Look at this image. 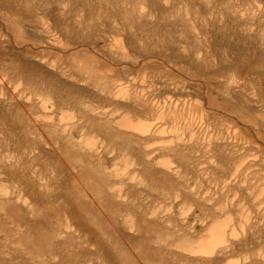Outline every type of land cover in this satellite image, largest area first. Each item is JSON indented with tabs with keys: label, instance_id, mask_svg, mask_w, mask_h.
I'll use <instances>...</instances> for the list:
<instances>
[{
	"label": "rangeland",
	"instance_id": "374dc122",
	"mask_svg": "<svg viewBox=\"0 0 264 264\" xmlns=\"http://www.w3.org/2000/svg\"><path fill=\"white\" fill-rule=\"evenodd\" d=\"M0 264H264V0H0Z\"/></svg>",
	"mask_w": 264,
	"mask_h": 264
}]
</instances>
